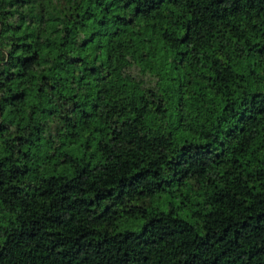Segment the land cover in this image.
<instances>
[{"label":"trees","instance_id":"1","mask_svg":"<svg viewBox=\"0 0 264 264\" xmlns=\"http://www.w3.org/2000/svg\"><path fill=\"white\" fill-rule=\"evenodd\" d=\"M0 264H264V0H0Z\"/></svg>","mask_w":264,"mask_h":264}]
</instances>
